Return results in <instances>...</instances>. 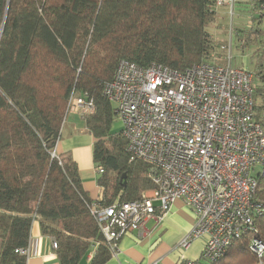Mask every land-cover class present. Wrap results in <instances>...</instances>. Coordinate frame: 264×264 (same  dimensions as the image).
<instances>
[{"label":"trees","instance_id":"16d2710c","mask_svg":"<svg viewBox=\"0 0 264 264\" xmlns=\"http://www.w3.org/2000/svg\"><path fill=\"white\" fill-rule=\"evenodd\" d=\"M250 1L261 28L253 32L262 56L253 81L257 118L264 124V0ZM214 2L0 0L1 264H26L15 249L29 245L36 220L57 241L60 264H80L96 243L90 263L111 259L92 204L138 199L153 182L146 163L131 161L122 130L113 129L116 115L103 86L122 58L177 70L209 62L217 47L207 30L219 13ZM74 90L96 104L86 125L96 167L104 168L98 177L104 195L97 200L84 189L70 155L54 154ZM254 202V223L210 264H264L251 248L254 237L264 242V173ZM201 260L196 264H206Z\"/></svg>","mask_w":264,"mask_h":264},{"label":"built area","instance_id":"2783aa9c","mask_svg":"<svg viewBox=\"0 0 264 264\" xmlns=\"http://www.w3.org/2000/svg\"><path fill=\"white\" fill-rule=\"evenodd\" d=\"M225 6L232 13L235 0L214 2L216 11ZM103 95L122 122L131 161L146 163L153 182L138 199L92 204L91 213L112 255H117L123 236L133 231L142 235L147 220L162 217L178 199L195 214L193 228L178 247L185 249L205 237L200 257L223 255L254 223V196L264 173V124L257 118L252 71L234 67L231 60L177 70L122 58ZM95 111L94 99L74 90L65 119L71 112L87 119ZM96 172L103 174V166ZM98 245H93L90 259ZM53 246H58L54 238ZM251 248L264 257L261 239L252 238ZM15 252L27 259L29 246ZM178 264L196 260L183 258Z\"/></svg>","mask_w":264,"mask_h":264},{"label":"crops","instance_id":"0c3cea01","mask_svg":"<svg viewBox=\"0 0 264 264\" xmlns=\"http://www.w3.org/2000/svg\"><path fill=\"white\" fill-rule=\"evenodd\" d=\"M227 8L219 10L217 21L224 18ZM94 142L86 119L71 112L63 123L54 152L58 156L70 155L78 166L84 189L92 199L97 200L103 197L104 188L98 183L99 174L93 158ZM149 191L150 189L145 190ZM194 224L195 214L182 199H178L162 217L156 215L147 220L142 235L133 231L123 236L117 255H112L106 264H149L155 261L178 264L183 258L197 260L200 258L205 237L194 239L185 249L178 247ZM28 246L26 264H60L57 250L53 246V237L43 233L38 220L33 223ZM91 250L92 247L86 255L88 263L92 259ZM80 264H83L82 261Z\"/></svg>","mask_w":264,"mask_h":264},{"label":"rangeland","instance_id":"374dc122","mask_svg":"<svg viewBox=\"0 0 264 264\" xmlns=\"http://www.w3.org/2000/svg\"><path fill=\"white\" fill-rule=\"evenodd\" d=\"M224 14V18L216 20L207 28L217 44L216 51L212 53L209 61L226 63L231 60L234 67L244 66L254 74L259 67H262L259 44L254 40L253 34L256 29H261L258 28L260 24L256 19L254 5L250 0H235L233 12L231 13L228 7ZM255 84H258L256 78ZM122 128V122L116 117L113 129L119 132ZM201 262L210 264L207 260ZM82 263L91 264L87 262L86 256Z\"/></svg>","mask_w":264,"mask_h":264},{"label":"water","instance_id":"95a60500","mask_svg":"<svg viewBox=\"0 0 264 264\" xmlns=\"http://www.w3.org/2000/svg\"><path fill=\"white\" fill-rule=\"evenodd\" d=\"M123 177L126 178V174H124ZM124 184H126V179H125V181H124Z\"/></svg>","mask_w":264,"mask_h":264}]
</instances>
